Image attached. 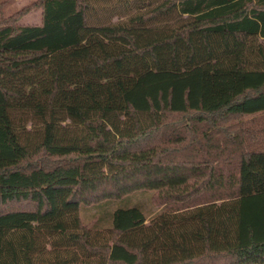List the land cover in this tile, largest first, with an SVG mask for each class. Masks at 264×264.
Returning a JSON list of instances; mask_svg holds the SVG:
<instances>
[{
	"label": "trees",
	"instance_id": "16d2710c",
	"mask_svg": "<svg viewBox=\"0 0 264 264\" xmlns=\"http://www.w3.org/2000/svg\"><path fill=\"white\" fill-rule=\"evenodd\" d=\"M2 6L0 264H264V0ZM206 72L239 93L206 107Z\"/></svg>",
	"mask_w": 264,
	"mask_h": 264
},
{
	"label": "rangeland",
	"instance_id": "374dc122",
	"mask_svg": "<svg viewBox=\"0 0 264 264\" xmlns=\"http://www.w3.org/2000/svg\"><path fill=\"white\" fill-rule=\"evenodd\" d=\"M4 1L6 2L5 11L3 10ZM35 1L36 0H1V2H3L2 14L4 17L9 16L17 12L18 10L32 4ZM31 11L35 14L39 12V9H33ZM26 14L21 16H24V18H22L23 20L21 19V17L19 18L18 22L20 21V19L22 22L20 24H33L39 22V16L29 19L28 16H25ZM240 86L241 80L239 75L206 72L203 80L205 106L209 108L215 106L217 103L216 99L218 94L224 95L226 99L236 96L240 91ZM246 118H248V116L244 117V119ZM151 195V192L147 190L136 191L120 199L109 200L105 203L104 206H102V208H97L95 206H81V219L84 223L94 226L91 233L95 234L97 236V239H105L108 237V232H106L107 217L109 213L111 214L116 208L136 206L145 213L147 219L153 217L160 210L161 206L154 204L151 199ZM181 264H224V258L222 256L209 255Z\"/></svg>",
	"mask_w": 264,
	"mask_h": 264
},
{
	"label": "crops",
	"instance_id": "0c3cea01",
	"mask_svg": "<svg viewBox=\"0 0 264 264\" xmlns=\"http://www.w3.org/2000/svg\"><path fill=\"white\" fill-rule=\"evenodd\" d=\"M0 5H1V0H0ZM3 10L5 11L6 10V2L4 1V6H3ZM25 16H28V18L30 19H32V18H35V17H38L39 16V22L38 23H33V24H39L40 23V21H41V12H40V10H39V12L38 13H32V11L31 12H28ZM22 18H24V16L23 17H21V19ZM21 19H20V21H19V23H22L21 22ZM23 20V19H22ZM23 24H26V23H23Z\"/></svg>",
	"mask_w": 264,
	"mask_h": 264
}]
</instances>
